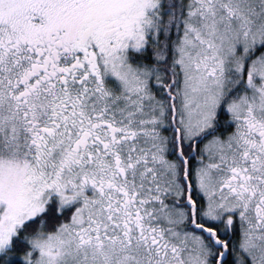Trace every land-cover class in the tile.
<instances>
[{"label":"snow or ice","instance_id":"obj_1","mask_svg":"<svg viewBox=\"0 0 264 264\" xmlns=\"http://www.w3.org/2000/svg\"><path fill=\"white\" fill-rule=\"evenodd\" d=\"M0 264H264V0H0Z\"/></svg>","mask_w":264,"mask_h":264}]
</instances>
